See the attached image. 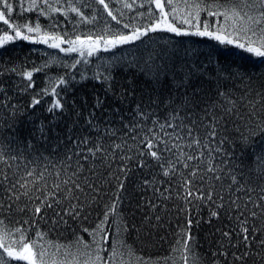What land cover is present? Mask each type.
Segmentation results:
<instances>
[{"label":"snow or ice","instance_id":"obj_1","mask_svg":"<svg viewBox=\"0 0 264 264\" xmlns=\"http://www.w3.org/2000/svg\"><path fill=\"white\" fill-rule=\"evenodd\" d=\"M112 2L28 0L25 7L19 0L20 14L35 11L36 20L17 23L14 4L0 0V22L7 26L0 34V49L23 40L75 54L70 64L52 56L31 71L0 69V77L15 73L27 81L0 79V209L27 216L15 229L17 239L6 226L0 233V264H121V249L134 251L122 238L127 227H118V238L109 244L108 225L120 214L126 182L137 172L138 208L159 213L179 201L183 207L177 210L186 216V226L170 248L178 258L168 254L155 264H205L207 254L191 232L192 213L203 207L209 209V223L212 218L222 221L210 264L264 261V72L234 68L227 62L230 54L216 48L202 52L165 44L146 59L129 62L144 77V86L131 79L118 82L110 66L107 75L92 77L103 95L68 100L63 94L76 80L77 65L149 33L205 37L225 49L234 45L264 63V0H228L227 6L220 0H182L183 12L180 0H115L122 5L115 13ZM93 5L101 6L115 25L105 20L100 34H76L78 26L98 23L100 12ZM134 7L136 14L125 21L124 9ZM201 13L217 19H202ZM57 15L73 25V32ZM40 17L50 23L42 26ZM56 64L66 69L64 74L49 78L48 88L30 103H21V94L35 88L33 73ZM49 91L55 97L45 110L49 118H34L31 110ZM113 181L116 191L105 204L103 219L80 230L90 240L80 231L72 232L68 244L46 240L49 233L41 230L42 222L56 228L87 220L89 209L102 198L103 185L113 186ZM152 218L145 215V220ZM154 218L159 222L161 215ZM30 229H35V238H30ZM43 242L55 251L49 252ZM59 256L63 258L55 259ZM137 264L150 261L137 258Z\"/></svg>","mask_w":264,"mask_h":264},{"label":"trees","instance_id":"obj_2","mask_svg":"<svg viewBox=\"0 0 264 264\" xmlns=\"http://www.w3.org/2000/svg\"><path fill=\"white\" fill-rule=\"evenodd\" d=\"M9 2L13 3L16 7L12 16L17 23H24L26 20H36L35 11L26 12L23 13V15L20 14L19 0H9ZM88 2L91 3V0H88ZM106 2H108V0H106ZM140 2L141 0H137V4ZM220 2L226 6L228 5V0H220ZM27 3L28 0H24L25 7H27ZM206 3L211 4L213 0H206ZM178 6L183 12L184 6L182 0H180ZM121 7V4L115 3V0H113L112 8L114 13L116 9ZM93 9L100 12L98 23L95 26L91 24L80 25L76 29V34H89V32L93 35L100 34V30L104 27L105 20L111 21V18L107 17V14L103 12L101 6L93 5ZM139 10L146 11V8ZM220 10L223 11V8ZM83 11L90 14L92 9L84 8ZM124 12V19L127 21L130 16L136 14V8L134 7L131 11L124 9ZM56 18L68 32H73V25L71 23H66L62 15H57ZM201 18H207L209 21L217 19L214 17H207L206 13H201ZM39 22L42 26H47L50 23L47 17H40ZM111 24L115 25V22L111 21ZM5 29H7V26L0 22V34H2ZM121 30L125 32L128 31L125 29ZM165 44L170 48L175 47L181 50L196 48L202 52H207L212 48H216L219 51L230 54L227 57V62L231 63L234 68L239 67L241 71L253 73H255V70L258 68L260 72H264V63H262L259 58L253 57L251 54L236 48L234 45H229L227 49H225L224 46L218 45L217 42L205 37H177L172 33L156 32L149 33L148 36L142 37L140 41H135L126 45H118L116 48L110 49L107 52L101 51L97 55L89 58L88 64L77 65L76 80L68 87V91L63 93L65 98L68 100L73 98L79 100L84 96L91 99V97L97 93L103 95V89L100 84L92 79V77L96 74L107 75L105 69L110 66H114L115 70L113 75L118 82L126 84L127 81L131 79L138 87L144 86V77L135 67H128V64L134 59H146L152 49L159 50V48ZM52 56L69 64L73 62L75 58V54L65 55L64 53H60L57 49L48 48L47 45L44 44H33L29 41L16 40L10 42L3 49H0V69L7 70L12 66H16L21 71H31L34 67H42L47 61H50ZM65 71L66 69L56 64L50 68H44L40 72H34L33 81L35 83V88L21 94V103H30L34 95L49 87V78L63 75ZM79 73H83L88 79L81 80ZM3 78H7L10 82L27 83L21 75L15 73H8L6 77H0V79ZM238 86L241 88L243 87V85ZM58 91H61V89L58 88ZM39 98L41 99V104L37 105L36 108L31 111L35 113L34 118L47 119L49 117L45 110L50 106L55 97H53L49 91V94ZM138 178V172L130 176L129 180L126 182L127 191L122 193L123 200L119 204L120 214L116 216L114 221L111 218L109 220V244L118 238V227L123 228L126 226L127 231L122 233V238L134 251L130 254L126 248L121 249L124 254L117 257V260L121 262V264H137V258H139L141 262L150 261V264H155L158 259L168 254L178 258L177 253H170V248L175 243L176 233L180 228L186 226L185 213L177 210L178 206L181 208L183 206L179 201L169 202L167 210L159 213H149L146 208H138V203H141L139 188L136 183ZM115 183L116 182L113 181V186L108 184L103 185L104 192L102 193V198L99 199L98 205H93L92 208L89 209L90 214L87 220L79 221L72 225V227L62 224L56 228H53L50 223L44 224L42 222L41 230L48 231L49 233L46 240L60 244H68L73 239V231H80L83 228H94L95 225L103 219L105 204L110 203L111 199L114 198V193L116 191L114 187ZM156 214L161 215V220L159 222L154 218ZM145 215H152L153 218L151 220H145ZM25 219H27V216L20 213H9L4 209H0V220L4 221V224L0 225V233L5 231L6 226V230L12 234V239H17L19 233H16L15 229L21 227ZM208 220L209 209L207 207L193 211L191 232L195 238V242L200 245V251L207 254L205 264H210L211 262V253L215 250L213 241L216 237V228L222 226V221H217L215 218H212L211 223H209ZM197 221H199V223H197ZM23 227L28 226L23 225ZM80 234L83 235L85 240L91 239L87 233L80 231ZM29 235L30 238H35V229H30ZM43 243H45V247H48L49 252L55 251V249L49 247L46 242ZM71 250L74 252L75 248L73 247ZM0 252H2V249H0ZM62 258V256L55 257V259ZM11 264H23V262L12 261ZM249 264H252V262L249 261ZM258 264H264V261L258 260Z\"/></svg>","mask_w":264,"mask_h":264}]
</instances>
